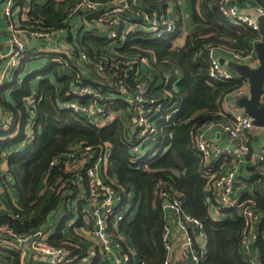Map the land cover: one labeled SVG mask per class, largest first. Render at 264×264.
I'll return each instance as SVG.
<instances>
[{"label":"trees","instance_id":"16d2710c","mask_svg":"<svg viewBox=\"0 0 264 264\" xmlns=\"http://www.w3.org/2000/svg\"><path fill=\"white\" fill-rule=\"evenodd\" d=\"M21 1L16 0L20 6L23 3ZM69 1L47 0L42 4L33 0L28 4V16L31 19L42 18L48 25L63 24V8ZM141 2L146 12L150 16L155 14L161 24L167 19L168 6L176 3V0ZM191 2L194 7L198 3L202 6L206 18L201 20L198 16L194 17V21L203 26L188 33L182 45H176V39L182 33V17L178 7L176 18L172 21V33L165 32L159 37H152L144 32H132L120 42L117 48L120 53L152 57L151 69L146 71L150 73L149 76L137 80L123 76L112 63L103 76L88 77L87 82L103 95L108 92L112 94L110 96L108 93L109 96H102L98 100L104 112L112 115L100 128L86 123L81 113L58 107V102L68 99L87 101L85 97L69 93L71 76L67 75L62 64L48 62L46 67L21 76V82L18 83L15 77L11 84L0 87V108L4 122L8 117L11 118L5 127L0 128V160L7 159L6 171H0V185L5 190L10 208L9 213L0 209V224L9 225L21 234H29L45 224H52L49 221L70 210L74 198L82 191L71 182L75 173L83 172L78 169L67 170L66 166L71 147L77 140H84L86 145L92 147L88 151L91 153L97 152L98 145L106 142L110 144L107 176L116 189L123 193L119 207L130 201L132 208H135L132 218L126 219L127 216H124L121 232L132 240L139 262L162 264L166 255L162 238L166 223L163 201L155 190L162 184L180 194L183 210L202 224L205 249L200 264H247L240 243L243 218L239 210L224 209L228 215L219 220L209 215L205 201L206 181L201 175L193 134L206 122L223 117L224 96L241 83V78L227 82L210 79L208 49L212 46L216 54L219 49H223L243 58L253 51L251 44L257 42L259 34L228 21L218 9V0ZM257 2L264 7V0ZM82 44L92 57L94 49L107 47L109 40L91 34L82 39ZM23 69L24 63L19 66L16 76L23 74ZM78 72L81 75L83 73L80 70ZM37 76V87L33 90V81ZM143 81L146 82L145 95L155 98V104L152 105L160 107L157 126L161 147L158 155L136 164V167L130 160L129 142L124 132L126 128L122 123L123 118L129 120L130 103L121 97L118 89L123 85L133 95L137 83ZM28 98L33 99L32 105L27 103ZM148 105L146 103L144 107ZM28 119H33V125L31 138L26 140L25 124ZM53 159L57 161L51 164ZM5 175H10L12 179L8 187L4 186ZM56 181L57 184H54ZM130 191H133L132 195H129ZM254 201L255 208L261 213V222L258 238L251 248L257 251L261 264H264V198L258 196ZM81 209L80 201L75 209L77 212L70 210V217L55 224V230L49 237L51 243L71 246L76 242L65 237L62 231L67 219L72 217L79 225L83 215ZM75 225L66 228L73 234ZM122 244L125 247V242L122 241ZM72 248L73 254L76 251L80 256L85 254L80 243L78 250ZM129 256V264H134L133 256ZM19 257L17 250L0 245V264H19Z\"/></svg>","mask_w":264,"mask_h":264},{"label":"built area","instance_id":"2783aa9c","mask_svg":"<svg viewBox=\"0 0 264 264\" xmlns=\"http://www.w3.org/2000/svg\"><path fill=\"white\" fill-rule=\"evenodd\" d=\"M32 1L22 0L23 3L20 6L16 0H2L1 14L8 33L9 52L5 55L0 52V87L11 84L15 77L18 83L21 82V75L16 76L15 73L19 72V66L22 63L26 65L28 59L41 58L43 60L41 68L46 67L48 62L62 64L64 71L66 70L67 75L71 76L69 93H73L76 97H85L87 101L68 99L58 102V107L73 113H81L86 123L98 128L112 118L111 114L104 112L98 100H101L102 96L112 94L108 92L109 94L103 95L87 82L88 77L103 76L106 68L112 63L120 69L123 76H130L135 80L149 76L150 73L146 71L151 69L152 57L145 54L120 53L117 50L120 42L132 32H144L152 37H159L162 33L174 31L173 18L167 15V19L161 23L164 26H161L155 14L150 16L146 12L141 0H70L63 8V24L57 25H48L42 18L31 19L28 16V4ZM230 2L231 0H218V9L221 14L235 25L257 31L259 37L256 40L260 41L262 36L259 33L256 16L264 15V7L257 6L256 15H251L240 11ZM15 10L24 14L22 20L14 18ZM97 12L99 13L96 15ZM26 21L30 22L25 24ZM91 34L109 40L107 47L94 49L92 57L88 55L86 46L82 44V39ZM207 55L208 75L211 80L227 82L234 78H241L226 63L220 62L221 57L216 54L212 46L208 49ZM249 56L252 60L244 63L250 67L257 66L256 55ZM235 57L241 60L236 53ZM78 70L83 72L82 75ZM118 90L121 97L130 103L129 120L123 118L122 123L126 128L124 132L129 142L130 160L134 165H139L159 154L161 146L158 141L160 130L157 126V114L160 107L152 105L155 104V98L145 95L146 82L144 81L137 83L133 95L128 93L123 85H120ZM248 95L249 82L241 78L240 85L226 94L222 100L224 114L221 121H208L203 124L193 134V142L195 152L200 159L201 175L206 181L205 201L209 215L215 220L224 219L228 215L226 209L237 208L243 218L240 237L243 255L246 257L247 264H261L260 258L251 251L252 244L258 238V227L261 222V213L255 208V197L239 199L234 195V190L239 186L236 175L238 165L246 164L251 168V171L255 173L252 178L254 183L264 182V147L254 150L252 146L253 130L264 131V127H256L252 118L234 104L237 98ZM28 99L33 104V99ZM261 100H264V92ZM146 103L149 105L144 107ZM10 119L8 117L4 122L0 108V128L5 127ZM130 120L131 124H129ZM28 122L29 126L26 127ZM32 125L33 119H28L25 124L26 140L31 138ZM212 126L218 128V134L225 135L224 143L219 142L217 137L208 136L206 129H211ZM145 147L148 148L146 153H144ZM71 148L72 152L67 155V158L75 155L76 158H83L89 163L86 178L77 172L71 182L74 185L78 181L82 182V185H79L82 191L75 199L78 206L81 201L83 211L81 221L78 225L76 219L72 217L66 223L69 228L76 224L73 227V235L78 234V229L81 230L78 235L83 238L75 237L74 240L83 246L85 254L80 256L77 251L73 254L72 247L79 249V244L76 242L71 246L51 243L49 237L55 224H45L32 232L36 240L26 239L27 235L22 236L9 225L0 224V245L17 250L20 255L19 264H33L37 259L42 264H77L79 262L97 264L98 261L101 264H121L122 254L126 258L129 255L133 257L136 255L132 246H128L125 251L122 244V241L125 242L121 232L124 216L120 214L122 208L119 206L123 201V198L121 199L123 193L116 189L113 181L107 176L110 144L103 142L98 145L97 152L89 153L92 147L86 145L84 140H77ZM56 161L53 159L51 164ZM11 180L10 175H5L3 181L6 185L4 183V186L10 184ZM54 184H57V181ZM158 187H160L156 190L158 197L162 201L167 200L166 204L162 203L164 216H166L165 210L166 212L168 210L176 225L184 231L183 237L178 242V250L183 258L188 257L194 264H200L204 250L202 246L195 243L194 234L204 237L201 222L183 210L180 194L162 184ZM169 229L170 226L165 223L162 238L166 255L162 264H173L169 254L171 243L167 239ZM36 247L42 252L38 254L39 256L34 251Z\"/></svg>","mask_w":264,"mask_h":264},{"label":"crops","instance_id":"0c3cea01","mask_svg":"<svg viewBox=\"0 0 264 264\" xmlns=\"http://www.w3.org/2000/svg\"><path fill=\"white\" fill-rule=\"evenodd\" d=\"M37 2L43 4V3H46L47 0H37ZM230 4L236 6L240 11L247 12L251 15H256L255 9L257 6H259V3L257 2V0H231ZM24 5H26V4H24ZM176 7H178L179 12H180L181 17H182V33L176 39V45L180 46L183 44L185 37L188 33L194 32L203 26L201 23H199V24L196 23L194 21V17L198 16L201 20H205L206 14H205L202 6L199 5V3L196 4L194 7V5H192L191 0H176V3H171L167 8V15L170 18H173V19L176 18V15H177L176 14ZM1 10H2V0H0V52L5 55L9 52V44H8V33H7L6 28H5L4 18L2 17ZM23 17H24V14L22 12H20L19 10L14 11V18H16L17 20H19V19L22 20ZM255 42L256 41H253L251 44V47H250L253 50L250 53V54H252V56H253V54H255V50H254ZM217 55L219 57L223 58L225 60V62L244 63L245 61L252 60L251 56H249V55L246 57H243V58L241 57L240 58L241 60H239L235 57V53H232L231 51H227V50H223V49H219ZM27 64L24 66V69H23L26 72L28 71V69L26 67ZM21 76H23V74H21ZM38 78L39 77L37 76L35 81H37ZM36 87H37V82H36V86L34 88H36ZM26 101L29 105L32 104L30 99H27ZM221 119L222 118L220 117V118H217V119H214L211 121L217 122V121H221ZM28 126H29V122L27 123L26 127H28ZM218 131H219L218 128L215 126H212L211 129H208V130L206 129L208 136L214 137V138L217 137L218 138L217 140L219 142L224 143L225 142V135L221 132H220L221 134H218ZM252 139H253L252 140V146H253L254 150H257L259 148L264 147V131L263 130L255 129L253 131V138ZM22 145H23V143H22ZM6 169H7V159L4 158L3 160H0V171H6ZM263 170H264V166H263ZM252 172L253 171H251V168L246 166V164H243L242 166L238 165V170H237L236 175H237L238 180H239V186L234 190V195L236 198L245 199V198L258 197V196H262L264 198V182H260L257 184L254 183L252 178H254L255 173L254 172L252 173ZM130 192L131 193H129V195H132L133 191H130ZM206 195H207V191H206ZM124 207H125V205L121 208H124ZM0 209L5 211V212H8V213L10 212L9 200L6 196L5 190L2 189L1 185H0ZM120 214H121V212H120ZM214 214H215V211H214ZM165 215H166L165 216L166 217V223L170 226V229H169L168 234H167V239L171 243V250H170L169 254L172 258L173 264L176 261H180L182 264H194L190 258H188V257L183 258L180 251L178 250V242L181 239V237H183L184 231L176 225L175 221L173 220V217L170 215L168 210H167V212L165 210ZM122 216H125V215H122ZM126 219H129V217L127 216ZM49 222L52 224L57 223L55 217L52 220H50ZM62 233L67 238L75 239V237L71 233L70 229L64 228ZM122 234L124 235V239L126 242V245H125V251H126L128 246L133 247L132 240L129 238V236L127 234H125V233H122ZM194 240H195V243L197 245L202 246L203 250L205 249V237H201V236H198L197 234H194ZM251 251L253 254L257 255L256 250H253L251 248ZM129 258H130V256H128L126 258L122 254L121 264H129ZM133 258H134V264H138L139 260L137 258V255H135V257H133ZM77 264H81V262H79ZM97 264H101V262L98 261Z\"/></svg>","mask_w":264,"mask_h":264},{"label":"water","instance_id":"95a60500","mask_svg":"<svg viewBox=\"0 0 264 264\" xmlns=\"http://www.w3.org/2000/svg\"><path fill=\"white\" fill-rule=\"evenodd\" d=\"M256 20L262 36L261 40L254 44L258 65L250 67L247 63L225 62L223 58L220 62L226 63L239 77L249 82V95L237 98L235 104L252 118L256 127H264V100H261L264 92V15H257ZM166 202L167 200L163 201L164 204ZM174 264L182 263L176 261Z\"/></svg>","mask_w":264,"mask_h":264},{"label":"rangeland","instance_id":"374dc122","mask_svg":"<svg viewBox=\"0 0 264 264\" xmlns=\"http://www.w3.org/2000/svg\"><path fill=\"white\" fill-rule=\"evenodd\" d=\"M42 59L41 58H38V59H28L27 60V62H26V64H27V69H28V71L26 72V71H24V73H23V76H25L26 74H28L30 71H34V70H39L40 68H41V65H42ZM30 69V70H29ZM36 82L37 81H34L33 82V87H35L36 86ZM58 87L60 86V85H57ZM35 89V88H34ZM33 89V90H34ZM147 150H148V148L147 147H145L144 148V153H146L147 152ZM86 160H84L83 158H76V156L74 155V156H70V157H68L67 158V160H66V163H67V170H75V169H78L79 171H81V172H83V173H81V174H83V176H85V178H86V169L88 168V166H89V163H87V162H85ZM79 185H82V182L81 181H78V182H76V186H78L79 187ZM159 187H156V189L155 190H157ZM77 198V196L74 198V202L72 203V205H71V209L70 210H72V212H77L76 210H75V208L77 207V200H75ZM79 209V208H78ZM70 210H68L67 212H65L63 215L62 214H59V215H57L55 218H56V221H57V223L58 222H60L63 218H68V217H70L71 215L69 214L70 212ZM129 211V212H128ZM121 214L122 215H126V216H128L129 218L131 217H133L134 216V214H135V208H132V206H131V202L130 201H127L126 203H125V207L124 208H122L121 209ZM68 220V219H67ZM67 221L65 222V228L67 227ZM54 230H55V228H54ZM77 232H78V234H80V232H81V230L80 229H78L77 230ZM21 234V233H20ZM53 234V233H52ZM77 233L75 234L74 233V237H76V238H83V237H80L79 235H78ZM22 236H26L27 235V237H26V239H30V240H36V236H34L33 234H31V233H29V234H21ZM51 236V235H50ZM79 244V243H78ZM9 246V245H8ZM5 248H10V246L9 247H7V246H5ZM34 251L36 252V255H38V254H41L42 252L39 250V248H34ZM30 254H32V253H30ZM39 256V255H38ZM27 264H30V263H27ZM33 264H42L38 259L36 260V261H34V263Z\"/></svg>","mask_w":264,"mask_h":264},{"label":"clouds","instance_id":"9594fccd","mask_svg":"<svg viewBox=\"0 0 264 264\" xmlns=\"http://www.w3.org/2000/svg\"><path fill=\"white\" fill-rule=\"evenodd\" d=\"M40 70V69H39ZM34 71H36V70H34ZM32 72V71H31Z\"/></svg>","mask_w":264,"mask_h":264}]
</instances>
